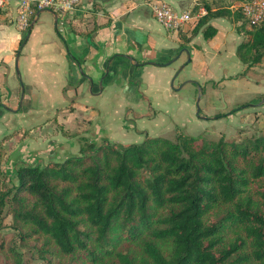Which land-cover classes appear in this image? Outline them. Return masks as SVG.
<instances>
[{"label":"trees","instance_id":"16d2710c","mask_svg":"<svg viewBox=\"0 0 264 264\" xmlns=\"http://www.w3.org/2000/svg\"><path fill=\"white\" fill-rule=\"evenodd\" d=\"M206 7L190 37L178 33L181 47L200 32L214 39L218 30L210 22L225 19L243 39L238 60L262 64L264 22L252 25L241 7ZM72 19L74 32L90 36L77 30L82 18ZM57 129L66 137L80 134L61 124ZM175 133L124 148L83 137L80 156L20 166L15 181L4 169L6 136L0 141V231L10 217L16 237L41 264H264V135L236 142ZM13 253L15 264H23Z\"/></svg>","mask_w":264,"mask_h":264},{"label":"crops","instance_id":"0c3cea01","mask_svg":"<svg viewBox=\"0 0 264 264\" xmlns=\"http://www.w3.org/2000/svg\"><path fill=\"white\" fill-rule=\"evenodd\" d=\"M156 1L189 10L201 0H82L70 16L38 12L28 33L17 29L14 9L0 12V141L9 136L5 146L10 159L4 169L14 181L20 166L45 167L80 156L83 137L96 146L124 148L141 144L147 136L166 137L176 129L188 134L187 122L203 131L202 122L222 120L211 113L225 109L224 103L207 107L202 117L196 103L199 96V103L214 94L217 99L231 98L228 75L216 72L229 71L228 42L237 40L231 47L236 56L242 38L225 32L229 22L214 19V39L206 41L198 34L181 47L178 33L166 31L153 18L150 5ZM95 4L100 6L97 11ZM74 17L83 19L77 30L91 31L90 36L74 32ZM196 24L191 22L183 32L189 35ZM200 58L206 75L194 72ZM182 67L191 75L182 76L174 87ZM211 80L221 81L225 94L198 96V88L206 91ZM180 98L187 100L186 109L170 112V103ZM260 109L263 112L264 106ZM230 114L223 115L234 117ZM55 117L58 120L52 121ZM58 124L79 136H64Z\"/></svg>","mask_w":264,"mask_h":264},{"label":"rangeland","instance_id":"374dc122","mask_svg":"<svg viewBox=\"0 0 264 264\" xmlns=\"http://www.w3.org/2000/svg\"><path fill=\"white\" fill-rule=\"evenodd\" d=\"M243 2V0H201L199 3L201 6H210L213 11L219 9H227L234 12L237 11V9H240L242 4H244ZM227 22H229V24L227 26L228 28L226 27V29H229V32H225H227V34L229 35L235 34L236 36L238 33L236 31L235 24L232 21ZM191 34L192 31L189 35L184 33L183 36L185 35L184 37H190ZM199 34H202V32H200ZM235 36L233 35V38ZM236 41L237 40H235L234 42H228L229 44L226 58L229 71L222 72L221 69H219L220 72H216L217 75L225 73L228 75V91L232 93L229 95L231 96V98H226L228 96H223V99H217L215 96L216 94H214L215 98H205L203 101H201V103H199V108L196 103V113L201 111V114L203 112L202 115H198L199 117L205 116L204 114H206L207 107L210 106L212 109H216L218 107H221L222 103H224V105L226 106H224L225 109L222 108L220 110L212 112L211 114H214L216 119H218L217 117L219 115H223L228 112L232 113L230 114V116L233 115L234 117H230L228 119L226 118L228 116H225L224 118H222V120H218V122L216 123H213L212 121H204L202 122L203 131L198 128L199 126L196 127L187 122L189 126L185 127L184 130L191 136H201L208 140H218L224 137L228 141L240 142L247 138L264 135V110L262 112V110L260 109V107L264 106V61L262 62V64L254 67L243 65L238 60L237 55L234 56L235 54L234 52H232L233 48L231 47L236 44ZM195 46L199 48L198 45ZM189 71L190 69L188 68L187 70H182L180 73H178V77L174 81V87L178 85L182 76L191 75ZM195 71L205 75L207 74V67L203 63V58H200V62H196L194 66V72ZM219 77L217 78L219 79ZM220 83L221 81L216 82L213 80L207 82V84H205L206 91L203 92L202 90L201 94H206V92H218L222 95L225 94L226 91L223 86L220 85ZM199 88L202 89L201 87ZM199 88L198 96L200 94ZM254 90L255 93L253 94L252 92ZM241 95L243 96L241 97ZM180 99L183 100L179 101L178 99H176L170 103V112L184 111L186 109L187 100L185 98ZM175 135L176 133L174 132L166 135V137L174 139ZM9 177L11 176L9 175ZM11 224L12 219L10 217H7L5 219L3 228L0 231V264H15V257L17 256L14 255L13 251H16L20 254L23 264H41V261L38 260L36 251L29 246H25L18 240V237H16V233L11 229Z\"/></svg>","mask_w":264,"mask_h":264},{"label":"built area","instance_id":"2783aa9c","mask_svg":"<svg viewBox=\"0 0 264 264\" xmlns=\"http://www.w3.org/2000/svg\"><path fill=\"white\" fill-rule=\"evenodd\" d=\"M82 0H0V12L14 9L15 25L20 32L28 33L35 11L49 10L57 15L70 16L80 9ZM252 25L264 22V0H253L241 6ZM151 13L155 21L166 31L179 33L191 22L199 21L208 14L205 6L198 5L189 10L174 8L167 2H152Z\"/></svg>","mask_w":264,"mask_h":264},{"label":"water","instance_id":"95a60500","mask_svg":"<svg viewBox=\"0 0 264 264\" xmlns=\"http://www.w3.org/2000/svg\"><path fill=\"white\" fill-rule=\"evenodd\" d=\"M38 14H37V18L33 21V23H32V25H31V28H30V30L33 28V26H34V24L36 23V20L38 19ZM187 53H189L188 52V50H185ZM20 52H21V49H20V51L18 52V54H17V59H19V57H20ZM177 59L178 58H175V59H173L172 61H170V62H168V63H166V64H164V65H162V66H169V65H171L173 62H175V61H177ZM188 61H190V57H189V60ZM150 65H155L156 66V63H149ZM184 67H182L180 70H179V72L178 73H180L181 71H182V69H183ZM199 91L200 92H202V89H200L199 88ZM200 99H201V97L199 96L198 97V102H197V105H198V108H199V102H200ZM199 113V112H198Z\"/></svg>","mask_w":264,"mask_h":264}]
</instances>
